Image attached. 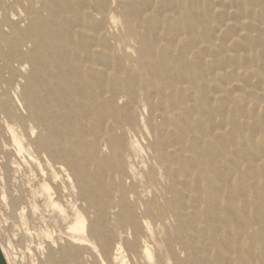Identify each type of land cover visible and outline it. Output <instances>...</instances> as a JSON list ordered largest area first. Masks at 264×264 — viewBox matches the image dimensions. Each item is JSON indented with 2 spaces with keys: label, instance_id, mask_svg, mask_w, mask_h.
<instances>
[{
  "label": "rangeland",
  "instance_id": "rangeland-1",
  "mask_svg": "<svg viewBox=\"0 0 264 264\" xmlns=\"http://www.w3.org/2000/svg\"><path fill=\"white\" fill-rule=\"evenodd\" d=\"M0 258L264 264V0H0Z\"/></svg>",
  "mask_w": 264,
  "mask_h": 264
},
{
  "label": "bare ground",
  "instance_id": "bare-ground-1",
  "mask_svg": "<svg viewBox=\"0 0 264 264\" xmlns=\"http://www.w3.org/2000/svg\"><path fill=\"white\" fill-rule=\"evenodd\" d=\"M18 148H19V147H17V150H18ZM58 170L61 171L62 169H61V168H58ZM48 193H49V192H48ZM46 194H47V193H46ZM47 195H48V194H47ZM48 198H49V197H48ZM49 200H50V199H49ZM78 223L80 224L79 221H78ZM70 229H71V228H70ZM68 233H70V232L68 231Z\"/></svg>",
  "mask_w": 264,
  "mask_h": 264
},
{
  "label": "crops",
  "instance_id": "crops-1",
  "mask_svg": "<svg viewBox=\"0 0 264 264\" xmlns=\"http://www.w3.org/2000/svg\"><path fill=\"white\" fill-rule=\"evenodd\" d=\"M0 264H4V262L1 260V258H0Z\"/></svg>",
  "mask_w": 264,
  "mask_h": 264
}]
</instances>
